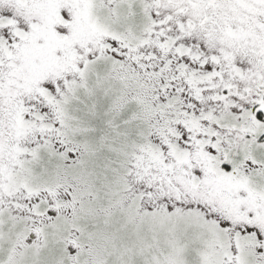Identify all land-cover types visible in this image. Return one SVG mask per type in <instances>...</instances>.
Masks as SVG:
<instances>
[{"label":"snow or ice","instance_id":"1","mask_svg":"<svg viewBox=\"0 0 264 264\" xmlns=\"http://www.w3.org/2000/svg\"><path fill=\"white\" fill-rule=\"evenodd\" d=\"M0 264H264V0H0Z\"/></svg>","mask_w":264,"mask_h":264}]
</instances>
